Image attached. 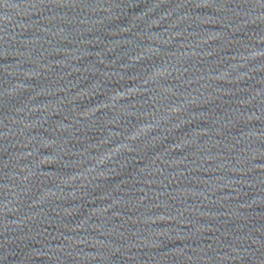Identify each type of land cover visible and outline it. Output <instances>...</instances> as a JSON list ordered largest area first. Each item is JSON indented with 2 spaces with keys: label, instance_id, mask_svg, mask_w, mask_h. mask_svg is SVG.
Returning <instances> with one entry per match:
<instances>
[{
  "label": "water",
  "instance_id": "1",
  "mask_svg": "<svg viewBox=\"0 0 264 264\" xmlns=\"http://www.w3.org/2000/svg\"><path fill=\"white\" fill-rule=\"evenodd\" d=\"M245 0H0V48Z\"/></svg>",
  "mask_w": 264,
  "mask_h": 264
}]
</instances>
